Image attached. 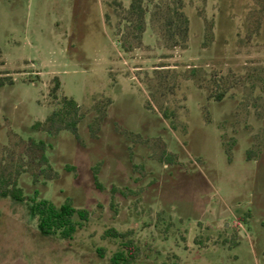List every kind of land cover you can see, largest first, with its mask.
I'll return each mask as SVG.
<instances>
[{"label": "rangeland", "instance_id": "rangeland-1", "mask_svg": "<svg viewBox=\"0 0 264 264\" xmlns=\"http://www.w3.org/2000/svg\"><path fill=\"white\" fill-rule=\"evenodd\" d=\"M183 2L169 46L172 0L145 1L140 37L131 0H0V181L27 197H0V264H112L109 228L132 231L128 264H264V0ZM64 96L79 138L34 130ZM34 196L89 219L43 236Z\"/></svg>", "mask_w": 264, "mask_h": 264}, {"label": "trees", "instance_id": "trees-1", "mask_svg": "<svg viewBox=\"0 0 264 264\" xmlns=\"http://www.w3.org/2000/svg\"><path fill=\"white\" fill-rule=\"evenodd\" d=\"M146 0H131L127 13L130 20L132 17L136 21L135 29L139 37L144 31V17L146 14ZM173 5L166 4L165 19L163 20L162 35L169 46H177L185 44L188 38L189 19L183 11V0H172ZM160 7V5H158ZM162 7V6H161ZM132 21V20H131ZM11 83L12 80H9ZM2 80L0 79V84ZM59 85L56 79V85L52 89V93ZM222 94H217L216 99L220 100ZM83 118L80 105L66 96L63 97L61 107L52 111L46 119L41 122L37 121L33 125L34 130H44L48 133H59L61 130L68 129L72 132L76 139L78 135V124ZM132 138H140L138 133H131ZM233 143L234 139H233ZM42 147L44 144L39 141ZM229 153V149H226ZM254 155L251 149L246 151V156L250 159ZM173 154H169L167 159L170 160ZM44 158V157H43ZM45 159V158H44ZM68 169L74 167L67 166ZM97 170V168L95 169ZM45 172V171H43ZM97 172H94L96 177ZM0 197H10L16 202H23L27 197L23 193L21 187L15 183L9 184L6 181H0ZM29 212L37 220V229L43 236H56L61 239H72L75 233L80 230L89 219V210L83 207H76L71 199L67 198L62 203L56 204L47 198H39L34 196L30 199ZM132 231H117L109 228L105 231L106 236H110L120 240L121 249L115 251L111 257L112 264H128L130 260H134L138 255V247L135 245L134 239L131 237Z\"/></svg>", "mask_w": 264, "mask_h": 264}]
</instances>
